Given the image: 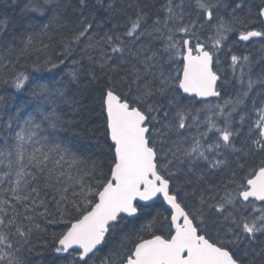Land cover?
<instances>
[{
  "label": "snow or ice",
  "instance_id": "1",
  "mask_svg": "<svg viewBox=\"0 0 264 264\" xmlns=\"http://www.w3.org/2000/svg\"><path fill=\"white\" fill-rule=\"evenodd\" d=\"M0 264H264V0H6Z\"/></svg>",
  "mask_w": 264,
  "mask_h": 264
},
{
  "label": "trees",
  "instance_id": "2",
  "mask_svg": "<svg viewBox=\"0 0 264 264\" xmlns=\"http://www.w3.org/2000/svg\"><path fill=\"white\" fill-rule=\"evenodd\" d=\"M6 0H0V11L4 10Z\"/></svg>",
  "mask_w": 264,
  "mask_h": 264
}]
</instances>
